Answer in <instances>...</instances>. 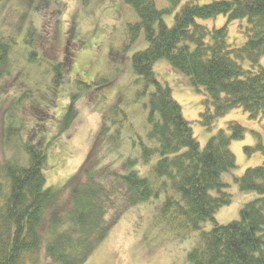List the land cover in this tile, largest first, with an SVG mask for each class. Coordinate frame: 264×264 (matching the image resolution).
Instances as JSON below:
<instances>
[{"label":"trees","instance_id":"trees-1","mask_svg":"<svg viewBox=\"0 0 264 264\" xmlns=\"http://www.w3.org/2000/svg\"><path fill=\"white\" fill-rule=\"evenodd\" d=\"M126 1L138 15L128 25L129 40L144 32L148 43L132 63L139 95L149 96L150 140L141 143V158L127 156L123 172L115 170V159L107 161L102 150L113 149L101 146L108 130L104 122L88 159L68 181V198L66 186L44 190L47 153L38 144L25 143L27 165L9 161L0 171V264H86L131 208L162 196L153 222L180 240H195L186 254L188 264H264V162L234 177L242 192L258 194L243 205L240 218L227 225L215 218L233 203L223 175L238 167L231 143L244 139L245 128L229 122L230 134L221 129L202 148L173 90L154 70L166 60L203 94L200 123L207 130L235 108L253 120L264 116V0H212L206 5L168 0L164 9L155 0ZM177 8L174 25L168 27L164 16ZM222 15L227 24L221 28L201 23ZM242 20L247 21V39L238 47L229 41L228 24ZM14 45L12 36L0 33V65ZM62 69L50 66L57 87L66 76ZM258 149L264 158L261 142ZM140 159L144 165L154 162L143 176L137 169ZM207 222L213 223L210 230L204 227Z\"/></svg>","mask_w":264,"mask_h":264},{"label":"rangeland","instance_id":"rangeland-1","mask_svg":"<svg viewBox=\"0 0 264 264\" xmlns=\"http://www.w3.org/2000/svg\"><path fill=\"white\" fill-rule=\"evenodd\" d=\"M155 1L159 9L169 5L168 0ZM188 1L183 0L182 5ZM195 1L206 5L212 0ZM177 11L164 16L168 27L174 25ZM137 21V13L126 0H0V33L15 41L7 62L0 65V171L9 161L27 165L25 143L38 144L48 156L44 190L66 186L68 198V181L88 159L104 122L108 130L101 137V146L113 149L102 150L107 161L115 159V170L123 172L127 156L141 158V143L149 139V111L145 107L149 96L139 95L132 59L146 50L148 43L144 32L129 40L128 25ZM201 23L221 28L227 18L222 15ZM246 23L228 24L230 43L244 46ZM51 65L66 71L58 87L52 81ZM154 70L173 90L202 148L219 130L230 134L229 122L245 128L244 139L231 143L238 167L223 175L233 203L221 208L215 217L222 225L238 220L243 205L258 194L242 192L234 177L264 162L258 149L260 142L264 146V116L253 120L243 109L235 108L207 130L200 123L203 94L166 60L156 63ZM102 80L110 84L100 83ZM113 142L123 143L113 148ZM139 163L137 169L143 176L154 162L144 165L140 159ZM163 199L131 208L86 264H188L186 254L195 240H180L173 231L168 234L163 225L153 222ZM212 226L207 222L204 227L210 230Z\"/></svg>","mask_w":264,"mask_h":264},{"label":"flooded vegetation","instance_id":"flooded-vegetation-1","mask_svg":"<svg viewBox=\"0 0 264 264\" xmlns=\"http://www.w3.org/2000/svg\"><path fill=\"white\" fill-rule=\"evenodd\" d=\"M54 41H55V40H54ZM49 45H50L52 48H53V47L56 48V47H55L56 44L53 43V42H49ZM37 54H38V53H37Z\"/></svg>","mask_w":264,"mask_h":264}]
</instances>
